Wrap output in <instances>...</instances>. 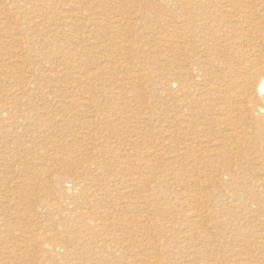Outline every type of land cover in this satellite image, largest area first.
Instances as JSON below:
<instances>
[{
  "label": "bare ground",
  "instance_id": "1",
  "mask_svg": "<svg viewBox=\"0 0 264 264\" xmlns=\"http://www.w3.org/2000/svg\"><path fill=\"white\" fill-rule=\"evenodd\" d=\"M13 1L17 0H0L5 4H13ZM149 1L150 4H144L143 0H132V3L130 0H124V2L116 0L119 5L117 8L112 7L118 11L127 12L141 9L138 12L141 14L139 17L144 18L143 21L129 22L126 17L116 15L95 20V16L100 12L93 13L90 10L91 12L81 11L77 14L75 13L77 9L76 11L72 9L74 7L72 4L75 5L76 0H71L72 3L68 2V7L63 10L66 15L56 22L72 30L78 26L74 19L80 16L83 19L81 21L85 33L80 32L76 35L72 33L69 37L72 43L79 45L94 40L99 43L102 35L109 36L110 43H104L103 50L99 48L101 49L99 54L104 50L106 52L101 56L91 54L92 58L87 59L98 61L101 58L103 62L116 60L117 64L113 63L110 71H101L108 76L117 75L119 69L127 71L124 79L117 76L115 84L108 83L110 86L101 88L104 92L103 98L111 100L112 106H108L106 110L99 108L98 111L101 114L96 113L93 119L81 121L82 119L78 118V115L84 114L82 108L85 105L88 110H93L101 103L98 98L92 96L97 91V87L94 84L96 82L91 83V78L99 76L100 71H89L85 74L84 69L80 68L83 57L87 54L85 51L82 49L83 53L67 51L69 54L66 55L65 49L69 47L61 45L62 48L58 46L51 50L50 54L48 52L47 55H40L32 60L39 63H51L58 62L59 58L64 56L63 63L75 65V70L70 77L77 82L80 81L79 87L68 90L69 87L66 86L65 90L72 94L85 92L90 95L83 96L85 100L81 98L82 101L76 98V94V97L72 95L65 98L67 99L65 102L69 100L73 107L69 104V107H65V115L71 112L72 119L65 117L64 122H69L72 127H76L71 137H75L73 139L76 140L81 139L77 144L84 145L87 139H92L93 143H96L89 148L91 161L88 162L83 158V161L80 160L78 163L82 170L73 169L74 171L69 175H64L66 174L64 172L56 174L52 168L65 167L67 171H71L79 159L65 154L69 151L55 156V163L50 165L47 162L37 163L36 160L32 162L37 163L34 165L21 160L19 155L5 157L3 155L5 151L2 152L3 154L0 152L2 155L0 158L11 160V163L14 162L13 167L18 169L16 170L18 175L13 177L14 180L15 177L23 178L22 182L17 183V190L20 187L21 193L24 191L22 188L26 191L39 189L41 181H48L49 184H60L65 181L69 184V187L61 193L62 197L59 200L63 207V215L61 217L59 214L58 225L55 226L54 221L45 224L36 222V226L40 225L43 230L37 231L38 233L34 232L35 227L29 226L31 218L25 217L26 213L36 211V207L28 210V206L24 205L25 207L18 210L21 199L14 202L17 223L16 221L5 222L1 224L4 227H0V264H264V0ZM108 3H114V0L92 1L93 6H106ZM12 4L5 6L6 8L2 11L3 18L12 16L14 12L17 14ZM46 6L47 10H51L52 7L47 4ZM71 9L75 12L71 13ZM51 13L53 15V11ZM46 22L50 21L38 20L29 25L33 27ZM3 26H0L1 34L4 30ZM57 30L55 29V32ZM120 34H125L132 40L123 38L121 42H117L114 38ZM65 39L64 42H66ZM61 40L59 39V42ZM19 41L22 52H28L31 47L34 48L28 39L23 38ZM38 41L35 40L34 44H39ZM52 42H58V40H52ZM107 44L115 48L110 50ZM43 45L45 44L42 43L41 46ZM97 46L94 45L96 48ZM90 53L92 52L89 51L87 55L90 56ZM132 53L137 56L132 58ZM124 56H126L124 61L117 62ZM28 58L24 57L19 63L15 60L18 64L21 63L22 66H18L22 68V71L30 63L31 57ZM97 61L93 60V63L96 64ZM6 71V69H0L2 79H5ZM27 71L30 69L24 71L20 81L22 85L30 86L36 78L34 75L30 77ZM84 75L87 76L84 77ZM125 81L132 85L130 87H133L132 94L122 92L125 89L123 86ZM145 83L148 87L151 85L155 87L157 84V95L152 96L156 98V101H151V98L150 101L147 100L150 105V107L146 106L147 109L136 103L140 93L148 91ZM135 86L139 89L136 90ZM56 87L63 92L64 89L61 86ZM25 90L21 92V97L18 98L20 94H17L15 99L37 96L36 92L30 91L31 87ZM116 91H121L119 96L126 95V99L123 97L124 99L120 100L121 98L114 94ZM3 92H0L2 97L8 96L9 92ZM2 97L0 99L3 101H0L2 104L10 101H4ZM20 103H18L19 106ZM48 105L47 100L41 107L27 105L25 107L28 108H23L22 105L20 109L4 104L0 107V112L12 115L21 112L23 119L31 120L34 116L40 118L43 114L39 115V113L45 111ZM103 114H107V120L111 123L107 122V124L113 126L110 129L104 128V132L90 131L95 124L93 122L102 120L100 116ZM21 117L18 116L19 119ZM131 123L142 130L150 129L153 138H146L147 136L139 134L140 136L136 139L133 137L135 141L129 142L130 140L123 134L130 130L128 125ZM5 125V120L0 116V129L6 133ZM112 133L120 138L112 141ZM6 140L5 143H7ZM121 140L125 147H129L130 153L127 158L134 162L131 167H118V165L114 167L116 158L123 159L122 150L124 151L125 147L120 146ZM51 141L52 146L61 148L60 141ZM143 143L151 146L139 147L138 144ZM14 144L16 145L15 142ZM117 145L119 147H116ZM63 148L66 149V147ZM106 153H111V156L107 157ZM100 158L103 160L102 163L96 161ZM5 165H7L6 162ZM158 169L161 174L156 175ZM11 172L13 170L10 168L8 173ZM112 176L127 178L130 183L119 187L112 184L110 179L104 180L105 177L112 178ZM1 178L0 201L7 203L17 199L12 195L11 198H5L4 191L2 193L4 185ZM11 190L14 188L12 187ZM103 197L105 200L108 199L105 203L113 204L111 206L101 204L99 199ZM123 198L127 200L121 201ZM48 211L46 209L44 212ZM127 212H131L130 216L126 215ZM5 214L0 211V217L3 216V219ZM45 216V214L39 216L37 213L36 218L42 219ZM135 217L138 221H135ZM106 222L112 223L111 226L114 223V227L117 228L122 227V231L127 228L129 234L124 238L120 235V229L119 233H112L113 241L120 240L117 242L118 245H113L105 231ZM79 224L87 225L86 230L95 226L99 231H105L101 236H106L99 240L100 244H97V247H86L85 251H79L78 245H85L82 242L80 227L77 226ZM5 226L9 227L5 228ZM48 227L52 229L50 233L46 231ZM136 232L138 234L140 232L139 237L134 235ZM63 233L66 235L64 236ZM40 237L43 241H40ZM236 247L239 248L235 249ZM226 249L229 251L227 255H225Z\"/></svg>",
  "mask_w": 264,
  "mask_h": 264
},
{
  "label": "rangeland",
  "instance_id": "2",
  "mask_svg": "<svg viewBox=\"0 0 264 264\" xmlns=\"http://www.w3.org/2000/svg\"><path fill=\"white\" fill-rule=\"evenodd\" d=\"M41 0H26L25 2H23V0H17V1H13V4L12 5H14V7H15V10L17 11V14L14 12L13 13V15L12 16H9L8 18H3L2 16H4V14H2V11L4 10V8H6L7 6H9V5H11V4H5L4 2H0V26H3L4 27V30H3V33L1 34L0 33V69H6L7 71V73L5 74V79H2L3 77H1L0 76V92H2V91H4L3 93H8V96H5V97H2L1 96V93H0V99H1V97H2V99L5 101V100H10V101H5L4 102V104L6 105V106H15L16 108L17 107H19V109H20V107H22V105H23V108H28L30 105H32V106H36V107H41V106H43L44 105V102H46V100L48 101V103H49V105H48V107H47V109L44 111H41V113H39V115L40 114H43V115H40V118L39 117H32L31 118V120L29 121L28 119H26V118H24L23 119V117H21V112H18V114H16V115H12V114H9V113H7L6 114V112H3V111H1L0 113H2V115L0 114V116L5 120V130H7L6 131V133L2 130V129H0V141L2 142V144H1V142H0V152H1V154H3V155H5V157H13V155L15 156V155H19L18 157H20L21 158V160H25V161H28V162H33V161H37V163H39V162H47L49 165L50 164H54L55 162V160H54V158H55V156H60V154L62 155V154H64V152H68L69 151V153H65L66 155H70V156H74V158L75 159H79L78 161L79 162H77V164H75V167L73 168L72 167V170L71 171H67V169L65 168V167H56V169H55V166L54 167H52L53 168V171L55 172L56 171V174H61V172H64V173H66V174H64V175H69V174H71L74 170L73 169H76V170H78V171H80V170H82V168H81V166H79V164L78 163H80V160L81 161H83V158L84 159H87V161L88 162H90L91 160H90V150L91 149H89V148H92L94 145H95V143H93V141H92V139H87L85 142H87V143H85L84 145H80V144H77V143H79L78 141H80V140H76V139H73V138H75V137H71V135L73 134V133H75L74 131H76V127L75 126H73L72 127V125H70L69 124V122H64V120L66 119V118H68V119H72V117H70V113L71 112H69L68 113V115L66 116L65 115V109L67 108V107H69V105H72L70 102H69V100L67 101V103L65 102L67 99H65V98H69L70 96H75L76 97V95H77V97L76 98H79L78 100H80V101H82V99L83 100H85V97H83V96H89L90 94L89 93H85V92H82V94H79L78 92H75L74 94H72V93H70V92H66L67 90H65L67 87H69V89L68 90H72V89H76V88H78L79 87V85H78V83L80 82H77V81H75V80H73L72 79V77H70V75L72 74V72L75 70V65H73V64H68V63H63L64 62V56L61 58H59L60 60L58 61V62H56V61H54V62H51V63H39V62H36V61H32L34 58H38V57H40V55L41 56H43V55H47V53L49 52V54H50V52H52L51 50H54V49H56L58 46H60V48H62L61 47V45H66L67 47H69V48H66L65 49V54L66 55H68L69 53L67 52V51H70V52H75V53H77V52H81V53H83L82 51H81V49L83 50V51H85L87 54L89 53V51H91L92 53H90V56H88L86 53V55L83 57V61L81 62V65H80V68H82V69H84V71H85V74H87V73H89V71H92V72H95V71H100L99 73H101L99 76H97V77H95V78H91L92 80H91V83L92 82H96V83H94L95 85H96V87H97V91L96 92H94V94H92V96H94V97H96V98H98V100H100V105H99V107L97 108L96 106H95V108L92 110V109H90V110H88L87 109V105H85L84 106V108H82V112L84 113L83 115H82V113L80 114V115H78L79 117V119L81 118L82 120L81 121H83V120H91V119H93L94 118V115H96V113L97 114H101V113H99V111H98V109L99 108H104L105 110L106 109H108V106L110 107V106H112V101L111 100H109L108 101V99H104L103 98V91H101V88L103 89V88H106V87H108V86H110L112 83H114L115 84V82H116V79H117V76H119L120 78H122V79H124L125 78V76H127V74H126V70H124V69H119V70H117V75H115V74H112V75H110V76H108V75H106L104 72H101L102 70H107V71H110L111 70V66L113 65V63L116 65L117 63H116V60L114 61V60H112V61H110V60H108L107 62H103V60L101 59V58H99L98 59V61H97V59H87V58H92V55L91 54H93V55H96V56H101V54H103V53H105L106 51L104 50V52H102V53H100L99 54V52H101L100 50L102 49V48H105L104 47V43H110L109 41H108V39L110 38L109 36H101L100 37V41H99V43L96 41V40H94L93 42H90V43H88V42H85L84 44H77V43H72V41H71V39L69 38L70 36H72V33H75V35L76 34H80V32H81V34L82 33H85V30L82 28V21H81V17L80 16H77L75 19H74V21H75V23L76 24H78V26H76V27H74L72 30H70L69 28L67 29V27H64L62 24H60V22L57 24L56 22H58V21H60V18L63 16V15H66V12H63V10H64V8H67L68 7V5H69V3H72L71 2V0H56V1H54V0H42L41 2H40ZM62 1V2H61ZM93 2H94V0H92ZM92 1H90V0H76V3H75V5H74V3L72 4L74 7L72 8V9H74L75 11H76V9H77V12H75L74 10H72L71 9V11H69V13L71 12V13H73V12H75V13H77V14H79V12H81V11H89V12H93V13H99V14H97L96 16H95V20H101V18H104V17H107V16H117V17H126L127 18V20L129 21V22H137V21H143L144 20V18L142 17V16H140L139 17V15H141L139 12L141 11V9L139 10L138 8L137 9H133V12H132V10H130V12L128 11H118L117 9H114V8H112V7H116L117 8V6L119 5V3L118 2H116V0H114V3H108L106 6H96V5H94L93 6V4H92ZM8 2V1H7ZM22 4H21V3ZM27 2V3H26ZM69 2V3H68ZM121 2H124V0H121ZM143 2H144V4H150V1L149 0H143ZM50 3V4H49ZM57 3V4H56ZM63 3V4H62ZM130 3H132V0H130ZM156 3H160V1H156ZM25 4H26V6H25ZM34 4V5H33ZM44 4V5H43ZM46 4L49 6V7H52L51 8V10H47L45 7H47L46 6ZM61 4V5H60ZM76 4H77V6H76ZM110 4V5H109ZM24 5V6H23ZM65 5V6H64ZM114 5V6H113ZM6 6V7H5ZM34 6V7H33ZM39 6V7H38ZM54 6H56V8H57V10H56V8L54 7ZM60 6V7H59ZM38 7V8H37ZM53 7H54V9H53ZM77 7V8H76ZM96 7V8H95ZM32 10H31V9ZM43 8V9H42ZM97 10H95V9ZM101 8V9H100ZM109 8V9H108ZM29 9V10H28ZM82 9V10H81ZM104 9V10H103ZM45 10H47V11H45ZM56 10V11H55ZM91 10V11H90ZM116 10V11H115ZM38 11V12H37ZM53 11V15H52V12ZM55 11V12H54ZM112 11H114V12H111ZM139 11V12H138ZM29 12V13H28ZM57 12V13H56ZM60 12V13H59ZM103 12V13H102ZM123 12V13H122ZM26 14V15H25ZM34 14V15H33ZM49 14L51 15V16H49ZM60 14H62L61 16H60ZM36 15H37V18H36ZM54 15H55V17H54ZM58 15V16H57ZM122 15H124V16H122ZM130 15V16H129ZM33 16V17H32ZM41 16V17H40ZM59 18H57V17ZM39 17H40V19H39ZM45 17H47V18H45ZM116 17V18H117ZM32 18V20H30ZM35 18V19H34ZM49 18V19H48ZM53 18V19H52ZM58 19V20H55V19ZM3 19V20H2ZM6 19V20H5ZM14 19V20H13ZM34 19V20H33ZM17 20V21H16ZM21 20H23V21H21ZM38 20H46V21H50L49 23L48 22H46L45 24H40V25H37V26H33L32 27V25H29V24H32V23H34V21H38ZM53 20H54V23H53ZM83 20V19H82ZM132 20V21H131ZM14 22V23H13ZM23 22V23H22ZM31 22V23H30ZM53 23V24H52ZM10 25V26H9ZM13 25V26H12ZM19 25V26H18ZM55 25H57V26H55ZM6 26V27H5ZM64 27V28H62V27ZM10 29H9V28ZM47 27H49L48 29H47ZM8 28V29H7ZM50 28H51V30H50ZM57 30L56 32H55V29ZM19 29V30H18ZM37 29V30H36ZM67 31H66V30ZM7 30V31H6ZM18 30V31H17ZM54 30V31H53ZM62 30H64V31H62ZM74 30V31H73ZM9 31V32H8ZM11 31V32H10ZM24 31H26V32H24ZM46 31V32H45ZM51 32L52 31V33H48V32ZM60 31V32H59ZM44 32V33H43ZM55 32V33H54ZM67 32V33H66ZM70 32V33H69ZM78 32V33H77ZM18 33V34H17ZM42 33H43V35H42ZM59 33H61L60 35H58ZM5 34V35H4ZM17 34V35H16ZM27 34V35H26ZM34 34V35H33ZM10 35V36H9ZM20 35H21V37H20ZM46 35H47V37H46ZM50 35H52V36H50ZM54 35V36H53ZM58 37H57V36ZM67 35V36H66ZM125 34H120L119 36H121L120 38H119V36H117L116 38H114V40H116L117 42H121L122 41V39L124 38L125 40H132V38H130L129 36H124ZM31 37V39H30V37ZM45 38H44V37ZM62 36H64V37H62ZM4 37H5V39H4ZM54 37V38H53ZM69 39H68V38ZM28 39V40H30V42H31V45L32 46H34V48L33 47H31V49L30 50H28V52H22L23 50H22V46H21V44H20V39ZM33 38V39H32ZM38 38V39H37ZM64 38H66L65 39V41L66 42H64L63 40H64ZM59 39H62L60 42H59ZM67 39H68V41H69V44H68V41H67ZM92 39V38H91ZM120 39V40H119ZM18 40V41H17ZM35 40H39L38 42H39V44L41 43H43V44H47L46 46L45 45H43V46H41V44L39 45V44H34V41ZM49 40V41H48ZM52 40H58V42H52ZM73 40H75V39H73ZM107 40V41H106ZM4 41V42H3ZM48 41V42H47ZM102 41V42H101ZM64 42V43H63ZM10 43V44H9ZM50 43H51V46H50ZM56 44L57 46H55L54 44ZM63 43V44H62ZM66 43V44H65ZM8 44V45H7ZM12 44H14V45H12ZM100 44V45H99ZM76 45H78V46H76ZM92 47H91V46ZM94 45H98L97 46V48L96 47H94ZM107 45H109V44H107ZM11 46V47H10ZM17 46H20V47H17ZM81 46L83 47V48H81ZM111 45H109V46H107V48L108 49H114L115 47H113V46H111ZM6 47V48H5ZM15 47V48H14ZM42 47H44V48H42ZM90 47H91V49H90ZM94 47V48H93ZM113 47V48H112ZM5 48V49H4ZM9 48V49H8ZM12 48H14V49H12ZM72 48H73V50H72ZM99 48H101V49H99ZM19 49V50H18ZM41 49V50H40ZM69 49V50H68ZM99 50L98 51V53H96V51L97 50ZM110 49V50H111ZM14 50V51H13ZM18 50V51H17ZM63 50V49H62ZM87 50H89V51H87ZM103 50V49H102ZM10 51V52H9ZM6 53V54H5ZM15 53H17V54H15ZM24 53H26V54H24ZM96 53V54H95ZM9 54V55H8ZM36 54V55H35ZM38 54V55H37ZM97 54H99V55H97ZM157 54V53H156ZM155 55V54H154ZM6 56V57H5ZM12 56V57H11ZM14 56V57H13ZM15 56H17V57H15ZM23 56V57H22ZM32 56H33V58H32ZM135 56H137V55H133V53H132V58L133 57H135ZM2 57V58H1ZM8 57V58H7ZM11 57V58H10ZM24 57H31V59H30V63L29 64H27L26 66V69L25 70H23L22 71V68H20L18 65H20V66H22L21 65V63L20 64H18L19 62H21V60L24 58ZM125 57L126 56H124V57H121V58H119V60H117V62H121V61H124V59H125ZM3 58H5V59H3ZM13 58V59H12ZM18 58H21L20 60H18ZM10 59V60H9ZM12 59V60H11ZM18 62H16V61ZM93 60L94 61H97V63L96 64H94L93 63ZM12 62V63H11ZM28 62H29V58H28ZM84 62V63H83ZM90 62V63H89ZM10 63H11V65H10ZM55 63V64H54ZM34 64V65H33ZM44 66H43V65ZM60 64V65H59ZM109 64V65H108ZM79 65H78V67H79ZM108 65V66H107ZM2 66V67H1ZM11 66V67H10ZM98 66V67H97ZM45 67V68H44ZM69 67V68H68ZM30 69V71H27L29 74H30V77H32L33 75L35 76V78H36V80L33 82V84H30V86H26V84H23L22 85V83H21V81H20V78L24 75V71H26L27 69ZM47 68H49V70H47ZM54 68V69H53ZM57 68V69H56ZM60 68H61V70H60ZM72 68V69H71ZM87 68V69H86ZM9 69V70H8ZM66 69V70H65ZM89 69V70H88ZM58 70H60V71H58ZM62 70H64V71H62ZM122 70V71H121ZM39 71V72H38ZM13 72V73H12ZM26 72V73H27ZM32 72V73H31ZM53 72V73H52ZM68 72V73H67ZM15 73V74H14ZM18 73V74H17ZM20 73V74H19ZM34 73V74H33ZM57 75H56V74ZM70 73V74H69ZM119 73V74H118ZM126 74V75H125ZM105 75V76H104ZM115 75V76H114ZM87 75H84V77H86ZM102 76V77H101ZM60 77V78H59ZM110 77V78H109ZM19 78V79H18ZM38 78V79H37ZM16 79H18V80H16ZM56 79V80H55ZM107 81H106V80ZM13 80V81H12ZM54 80V81H53ZM58 80V81H57ZM60 80V81H59ZM68 80V81H67ZM102 80V81H101ZM106 81V82H105ZM20 84H19V83ZM90 82V81H89ZM101 84H100V83ZM111 82V83H110ZM121 82H123V81H121ZM99 83V84H98ZM110 85H109V84ZM39 84V85H38ZM103 84V85H102ZM107 84V85H106ZM7 85V86H6ZM14 85V86H13ZM57 85H59V86H61L64 90H63V92L62 91H60V89L58 88V87H56ZM65 85V86H64ZM70 85V86H69ZM98 85V86H97ZM145 85H147L146 83H145ZM67 86V87H66ZM76 86V87H75ZM104 86H106V87H104ZM123 86H125V89L124 90H122V92L125 94L126 92L128 93V94H132V89H133V87L132 88H130L132 85L131 84H129V83H126V81H125V83H124V85ZM153 85H151V87H152ZM9 87V88H8ZM31 87V90L30 91H34V92H36L37 93V96H31L30 98H26V99H21L20 98V100H17V99H15L16 98V96H18L19 94H20V96H18V98L19 97H21L22 95H21V92L23 91V89H26V90H28L29 88ZM33 87V88H32ZM54 87V88H53ZM72 87V88H71ZM151 87H148V85H147V92L146 93H140V96L139 97H137V101L138 102H136V103H138V104H140L141 106H143V108H146L147 109V107L146 106H148V107H150V105H149V102L148 101H150L151 99V101H156V98L155 97H152V96H156L157 94H156V89H157V84H155V87L153 86L152 88ZM7 88H8V90H7ZM18 88V89H17ZM56 88V89H55ZM149 88V89H148ZM16 89V90H15ZM37 89V90H36ZM131 89V90H130ZM135 89L136 90H138L139 88H138V86H135ZM6 90V91H5ZM25 90V91H26ZM40 90V91H39ZM19 91H20V93H19ZM48 91V92H47ZM101 91V92H100ZM126 91V92H125ZM154 91H155V93H154ZM14 93V94H12V93ZM51 92V93H50ZM53 92V93H52ZM58 92V93H57ZM66 92V93H65ZM120 92L121 91H116L114 94L116 95V96H119L120 95ZM38 93H39V95H38ZM126 93V94H127ZM154 93V94H153ZM18 94V95H17ZM60 94H62V95H60ZM65 94V95H64ZM76 94V95H75ZM86 94V95H85ZM113 93H111V95H112ZM144 94V95H143ZM13 95V96H12ZM41 95V96H40ZM56 95V96H55ZM44 96V97H43ZM55 96V97H54ZM125 96L126 95H123L122 97H120L121 99L120 100H123L124 98H125ZM143 96V97H142ZM144 96H146V97H144ZM151 96V97H150ZM6 97H9L8 99L6 98ZM58 97V98H57ZM124 97V98H123ZM43 98V99H42ZM49 98V99H48ZM82 98V99H81ZM151 98V99H150ZM46 99V100H45ZM53 99H55L54 101H53ZM126 99V98H125ZM144 99V100H143ZM12 100V101H11ZM140 100V101H139ZM148 100V101H147ZM0 101H2V100H0ZM56 101V102H55ZM145 101H147V102H145ZM3 102V101H2ZM2 102H0V107L3 105L4 106V104H2ZM21 102V103H20ZM37 102V103H36ZM53 102V103H52ZM59 102V103H58ZM62 102H64V103H62ZM13 103H15V104H13ZM18 103H20L21 105L19 106L18 105ZM23 103V104H22ZM27 103V104H26ZM60 103H61V105H60ZM105 103H107L106 105H105ZM156 104H157V102H155ZM26 104V105H25ZM39 104H40V106H39ZM56 104H59V105H57L56 106ZM65 104V105H64ZM69 104V105H68ZM28 105V107H25V106H27ZM63 105V106H62ZM66 107V108H65ZM71 107V106H70ZM72 107H73V105H72ZM71 107V108H72ZM62 109V110H61ZM63 109H64V111H63ZM92 110V111H91ZM101 110V109H100ZM104 110V111H105ZM50 111V112H49ZM58 111H59V113H58ZM71 111H72V109H71ZM94 111V112H93ZM64 112V113H63ZM94 113V114H93ZM20 114V115H19ZM45 114V115H44ZM47 115V116H46ZM88 117H87V116ZM106 115L107 114H103L102 116L104 117H102V116H100L101 118H102V120L101 119H98L97 121H94L93 123H97L95 126L93 125L92 126V128H91V130L90 131H92V132H98V131H102V132H104L103 131V129L104 128H107V129H110V127L111 126H113V125H111V126H109V124H107V122H108V118L106 117ZM7 116V117H6ZM18 116L19 117H21L20 119L18 118ZM46 116V117H45ZM49 116V117H48ZM59 116V117H58ZM92 116V117H91ZM144 117H145V115H143ZM56 117H58V118H56ZM62 117V118H61ZM66 117V118H65ZM15 118V119H14ZM91 118V119H90ZM9 121H8V120ZM22 119V120H21ZM62 119V120H61ZM113 119H114V117H113ZM113 119H111V120H113ZM60 120V121H59ZM101 120V121H100ZM104 120V121H103ZM37 121V122H36ZM39 121V122H38ZM44 121V122H43ZM48 121V122H47ZM80 121V120H79ZM114 121H115V119H114ZM114 121H112V122H114ZM27 122V123H26ZM35 122V123H34ZM56 122V123H55ZM60 122V123H59ZM9 123V124H8ZM12 123V125H10ZM25 123H26V125H25ZM108 123H110V122H108ZM55 126H54V125ZM105 126H104V125ZM111 124V123H110ZM28 125V126H27ZM37 125V126H36ZM44 125H47V126H44ZM10 126V127H9ZM63 126V127H62ZM102 126H103V128H102ZM129 126V129L130 130H125L126 132L123 134V136L125 137V138H127V139H129L130 141L129 142H133V141H135L134 139H136L137 138V136H140L139 134H141V135H143V136H147L146 138H153L151 135H153V133H152V131H150V129H146V130H142V129H140V128H138V127H136L135 125H134V123H131L130 125H128ZM131 126V127H130ZM13 127V128H12ZM43 127V128H42ZM59 127V128H58ZM60 127H61V129H60ZM7 128H9V129H7ZM23 128H25V129H23ZM40 128V129H39ZM46 128H47V130H46ZM57 128V129H56ZM31 129H34V130H32L31 131ZM10 130V131H9ZM14 130V131H13ZM9 131V132H8ZM20 131H22V132H20ZM40 131V132H39ZM46 132L45 134L44 133H41V132ZM72 131V132H71ZM2 132H3V134H2ZM56 132V133H55ZM66 134H65V133ZM89 132V131H88ZM130 132H131V134H130ZM12 133H14V134H12ZM22 133V134H21ZM40 133V134H39ZM128 134V135H127ZM7 135V136H6ZM10 135H12L11 137H10ZM36 135V136H35ZM56 135V136H55ZM67 135H69V136H67ZM115 135H117V134H115V133H112V141H117V139L118 138H120L118 135L117 136H115ZM28 136H30L29 138H28ZM35 136V137H34ZM45 136V137H44ZM48 136V137H47ZM50 136H51V138H50ZM59 136H61V137H59ZM80 136V135H79ZM129 136H130V138H129ZM19 137V138H18ZM38 137H42L41 139L39 138L38 139ZM66 137V138H65ZM122 137V136H121ZM133 137H134V139H133ZM155 137V136H154ZM159 137V136H158ZM8 138V139H7ZM9 138H12V139H9ZM16 138V139H15ZM18 138V139H17ZM37 138V139H36ZM49 138V139H48ZM56 140H55V139ZM57 138H59V139H57ZM7 139V140H6ZM26 139V140H25ZM29 139V140H28ZM32 139V140H31ZM35 139V140H34ZM53 141V140H55V141H53V142H58V141H60L59 142V145L61 146V148L59 149L58 147H56V146H52L51 144H50V141L51 140ZM5 140H6V142L7 143H5ZM9 140H11V141H9ZM21 140V141H20ZM68 142H67V141ZM72 140V141H71ZM74 140V141H73ZM158 140H159V138H158ZM17 141V142H16ZM35 141H36V143H35ZM38 141V142H37ZM41 141V142H40ZM48 141V142H47ZM51 141V142H52ZM69 141H70V143H69ZM14 142L16 143V145L14 144ZM72 142H74V143H72ZM8 143H10V144H8ZM26 143V144H25ZM43 143V144H42ZM45 143V144H44ZM92 143V144H91ZM121 145L120 146H122L123 148L125 147L124 146V144H123V142H122V140H121ZM32 144V146L30 147V145ZM67 146H66V145ZM73 144H75L74 146H73ZM98 144H100L99 142H98ZM103 143H101V145H102ZM2 145H4L5 147H3ZM34 145H35V147H34ZM119 145H117L116 147H119ZM139 145V147H145V146H151V145H148V144H146V143H143V144H138ZM22 146V147H21ZM39 146V147H38ZM52 146V147H51ZM78 146V147H77ZM13 147V148H12ZM16 149H15V148ZM41 147V148H40ZM63 147H66V149H64ZM80 147V148H79ZM84 147V148H83ZM88 147V148H87ZM39 148V149H38ZM53 148V149H52ZM55 148V149H54ZM58 148V149H57ZM86 148V149H85ZM128 146H126L125 148H124V151L122 150V153H123V159H120V158H116V161H115V165H114V167H116V165H118V167H120V166H124V167H131V166H133L132 164H134V162L132 161V160H130V159H128L127 158V155L130 153V152H128ZM134 148H136L135 147V145H134ZM23 151H22V150ZM32 149H33V151H32ZM44 149H46V150H44ZM78 149V150H77ZM14 150V151H13ZM17 150V151H16ZM38 150V151H37ZM53 150H55V151H53ZM152 150V149H151ZM3 151H5V152H3ZM44 151V153H41V152H43ZM49 151V152H48ZM57 151V152H56ZM127 151V152H126ZM3 152V153H2ZM8 152V153H7ZM9 152H10V154H9ZM18 152V153H17ZM23 152V153H22ZM27 154H26V153ZM38 152V153H37ZM50 154H48V153ZM78 152V153H77ZM25 153V154H24ZM56 153V154H55ZM71 153V154H70ZM73 153V154H72ZM0 154V157L2 156ZM7 154H8V156H7ZM38 154V155H37ZM42 154H44V155H42ZM46 154V155H45ZM52 154H55L54 156L52 155ZM21 155V156H20ZM47 155H49V156H47ZM51 156V157H50ZM106 156L107 157H109V156H111V153H106ZM42 157V158H41ZM24 158V159H23ZM46 158H48V159H46ZM52 160H51V159ZM29 159H30V161H29ZM40 159V160H39ZM1 160H3V162H4V166L6 167V169H5V167L3 166L2 167V164H3V162L1 161ZM101 160V161H100ZM100 160H96L98 163H102V158H100ZM130 160V161H129ZM11 160H5V159H2V158H0V178H1V180H2V184L4 185L3 186V188L4 189H2V193H3V191H4V196H5V198L6 199H8L9 197L11 198V195H12V197L13 196H15L17 199H15V200H13V201H10V202H3V201H0V211L2 212V213H6L5 215H4V219H3V216L2 217H0V227H4V226H1V224H5V222L6 223H9V222H15V223H17V220H16V215L14 214L17 210L15 209V207H16V203L14 204V202L15 201H19L20 199V202L18 203L19 204V208H18V210L20 209H22L21 207H23L24 205L25 206H28V210H32L33 209V207H36L35 209H36V211H30V212H28V214L26 213V215H25V217H28V218H31L29 221H31V223H29V224H31V225H29L31 228H33V227H35V231L34 232H36V233H38L39 231H41L42 230V228H41V226L40 225H37L36 226V222L39 224V223H43V224H45V223H47V222H50V221H54L55 222V226L56 225H58V221H59V214H60V216L62 217V215H63V207L61 206V204L59 203V200L61 199V197H62V194L61 193H63V191H64V189L66 190L67 189V187H69V184L67 183V182H65V181H62L60 184H49V182L47 181V182H43V181H41V185H40V187H39V189L37 188L36 190H29V191H26L25 190V188H22L24 191H23V193H21V188L19 187V189L17 190V183H19V181L20 182H22L21 181V179H23V178H17V177H15V180H14V176H17L18 174V172H16V170L18 171V169H16V167H13V165L12 164H14V162L13 163H11L10 162ZM5 162H6V164L7 165H5ZM36 163V164H37ZM121 163V164H120ZM131 163V164H130ZM9 164V165H8ZM32 164H34V163H32ZM31 164V165H32ZM36 164H34V165H36ZM117 167V168H118ZM11 168V170H13V172H14V174H13V172H11V173H8V171H9V169ZM1 169H2V171H1ZM4 169V170H3ZM55 169V170H54ZM59 169V170H58ZM66 169V170H65ZM7 172V173H6ZM157 173H156V175L158 174H161V172H160V169H158L157 171H156ZM6 174V175H5ZM11 178V179H10ZM17 179V180H16ZM19 179V180H18ZM108 179H110L111 180V183L112 184H116V185H118L119 187H123L125 184H127V183H130V181L127 179V178H123V177H121V178H119V176H116V177H114V176H112V178H107V177H105V179L104 180H107L108 181ZM8 181V182H7ZM40 181V180H39ZM117 181V183H115ZM11 182V183H10ZM126 182V183H125ZM16 183V184H15ZM44 183V184H43ZM119 183V184H118ZM9 185V186H8ZM11 185V186H10ZM49 186V187H48ZM61 186V187H60ZM12 187L14 188V190H11L12 189ZM49 188V189H48ZM63 188V189H62ZM16 189V190H15ZM7 191V192H6ZM15 191V193H12V192H14ZM17 191V192H16ZM19 192V193H18ZM8 193V194H7ZM59 193V194H58ZM22 194V195H21ZM30 195V196H29ZM34 195V196H33ZM128 194H126V196H127ZM42 196V197H41ZM44 196V197H43ZM53 196V197H52ZM56 196V197H55ZM38 197V199H36ZM105 197H103V198H101V199H99V201H100V203L101 204H103V205H109V206H111L113 203H111V204H107V203H105V202H107L108 201V199L107 200H105L104 199ZM24 199V200H23ZM102 200V201H101ZM127 200V198H123L121 201H126ZM24 201V202H23ZM28 201V202H27ZM2 202V203H1ZM21 202H23V203H21ZM119 202V201H118ZM118 202H115V203H118ZM27 203V204H26ZM114 203V204H115ZM42 204H44V206L42 205ZM54 204H55V206H54ZM38 205V206H37ZM24 206V207H25ZM48 206V207H47ZM59 206V207H58ZM120 205L118 204V207H119ZM107 208V207H106ZM120 208V207H119ZM46 209H47V211H48V209H49V211L48 212H44V211H46ZM52 209V210H51ZM4 210V211H3ZM7 211V212H6ZM41 212V213H40ZM66 212V211H65ZM37 213L39 214V216H40V214H45L46 216L44 217V218H40V219H38V218H36V216H37ZM121 213H124V212H121ZM129 213V214H128ZM12 214V215H11ZM130 214H131V212H127V216H130ZM95 215V214H94ZM7 216V217H6ZM15 217V219H13ZM13 219V220H12ZM135 219V221L137 220L138 221V218L137 217H135L134 218ZM5 220V221H4ZM56 220V221H55ZM20 221V220H19ZM11 223V224H12ZM107 223V226L105 227V231L107 232V234H108V236L107 237H109V239L112 241V244L113 245H118V243L117 242H120V240L119 239H117V240H115V241H113V239H112V233H121L120 235H122V236H124V238H126V236H127V234H129L128 233V230H127V228L126 229H124V231H122V227L121 228H117V227H114V223H113V226H111V224L112 223H109V222H106ZM78 227H80L79 228V231H80V234L82 235V242L83 243H85V245H78V248H79V251H85V249H86V247H97V244H100V242H99V240H101L103 237H105L106 235H104V236H101V235H103V232L105 233V231H99L98 229H96V227L94 226L93 228H91V229H88V230H86V227H87V225H77ZM7 227H9V226H5V228H7ZM120 229V230H119ZM118 230H119V232H118ZM38 231V232H37ZM43 231V230H42ZM46 231H47V233H50L51 231H52V229L50 228V227H48V229H46ZM83 232H84V234H83ZM88 232V233H87ZM122 232H125L126 234H123ZM87 233V234H86ZM110 234H111V236H110ZM139 234H140V232H139ZM138 232H136L134 235L135 236H137V237H139L138 235ZM63 235L65 236L66 234L65 233H63ZM89 235V236H88ZM89 238H88V237ZM84 237H86V238H84ZM97 237V238H96ZM40 239V241H43V238H39ZM130 239V238H129ZM131 241H132V239H130ZM129 240V241H130ZM98 241V242H97ZM130 241V242H131ZM9 244H10V242H8ZM87 244H89V245H87ZM92 244V245H91ZM239 247H236L235 249H238ZM137 250H139V249H141V248H136ZM226 251V253H225V255H227L228 253H229V251L226 249L225 250ZM0 252H1V250H0ZM105 258H106V256H105ZM107 258H109V256H107ZM115 258H117V257H115Z\"/></svg>",
  "mask_w": 264,
  "mask_h": 264
}]
</instances>
